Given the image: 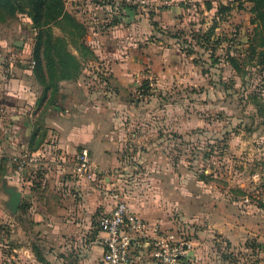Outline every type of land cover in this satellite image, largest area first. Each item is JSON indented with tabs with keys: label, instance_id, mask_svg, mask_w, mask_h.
Segmentation results:
<instances>
[{
	"label": "rangeland",
	"instance_id": "374dc122",
	"mask_svg": "<svg viewBox=\"0 0 264 264\" xmlns=\"http://www.w3.org/2000/svg\"><path fill=\"white\" fill-rule=\"evenodd\" d=\"M187 5L167 47L150 50L155 58L132 71L123 89L120 157L107 175L135 214L183 229L193 243L192 258L183 264H264V64L261 49L254 50L259 23L247 0ZM29 27L26 14L0 20L3 73L33 72L26 63L33 60L36 34ZM51 28L55 37L71 40ZM138 71L144 75L139 83ZM12 141L0 128V264H85L82 246L93 247L98 219L107 212L96 213L76 246L73 236H49L30 215L24 219L22 205L13 214L3 190L4 184L21 189L12 161L19 145L9 150Z\"/></svg>",
	"mask_w": 264,
	"mask_h": 264
},
{
	"label": "crops",
	"instance_id": "0c3cea01",
	"mask_svg": "<svg viewBox=\"0 0 264 264\" xmlns=\"http://www.w3.org/2000/svg\"><path fill=\"white\" fill-rule=\"evenodd\" d=\"M64 1L65 10L84 25L83 40L91 57L81 58L76 51L82 64L80 74L74 80L60 81L54 100L32 71L17 77L13 72L3 73L0 67V128L9 130L15 140L9 150H16L18 143V153L28 150L35 157L27 168L15 173L21 182L23 218L30 215L49 236H73L76 246V238L93 228L96 213L109 212L112 207L103 191L112 189L107 167L113 168L120 157L122 141L117 132L121 117L117 111L127 106L123 89L128 87L132 71L143 66L145 59L155 58L150 50L167 47L169 31L190 10L187 3L198 0H176L179 4L173 2L177 6L171 7L161 6V0H150L149 6L128 5L125 0ZM9 65L11 69L12 63ZM31 83L38 92L34 93ZM83 148L95 167L94 182L73 176L75 154ZM90 246H82L89 249L84 262L99 264L102 250ZM94 253L100 256L97 263ZM132 259L134 264L149 261L138 248L132 251Z\"/></svg>",
	"mask_w": 264,
	"mask_h": 264
},
{
	"label": "built area",
	"instance_id": "2783aa9c",
	"mask_svg": "<svg viewBox=\"0 0 264 264\" xmlns=\"http://www.w3.org/2000/svg\"><path fill=\"white\" fill-rule=\"evenodd\" d=\"M125 2L134 6L150 5V0ZM160 5L171 7L174 4L172 0H161ZM28 65L33 68L35 62L30 60ZM143 76L137 75L136 82L139 83V77ZM12 161L17 171L22 172L28 164L35 161V157L25 150L12 156ZM73 176L79 181H96L95 167L85 148L75 154ZM103 193L110 198L112 207L97 222L98 235L93 245L102 250L99 264H134L132 251L136 248L142 256L149 259L146 264H183L192 258L193 243L183 229L176 230L172 225L141 218L130 210L115 190L104 189Z\"/></svg>",
	"mask_w": 264,
	"mask_h": 264
},
{
	"label": "trees",
	"instance_id": "16d2710c",
	"mask_svg": "<svg viewBox=\"0 0 264 264\" xmlns=\"http://www.w3.org/2000/svg\"><path fill=\"white\" fill-rule=\"evenodd\" d=\"M247 1L253 4L254 20L259 23L254 50L261 49L258 55L262 57L264 64V0ZM19 13L26 14L31 19L30 28L36 32L31 54V59L35 62L32 73L38 84L43 86L45 93L50 91L54 100L59 82L76 79L82 68L81 61L70 48L77 51L81 58L91 57V52L83 40L84 25L65 10L64 0H0V20ZM52 26L58 27L71 40L67 42L63 38L55 37ZM2 170L0 166V176L4 174Z\"/></svg>",
	"mask_w": 264,
	"mask_h": 264
},
{
	"label": "water",
	"instance_id": "95a60500",
	"mask_svg": "<svg viewBox=\"0 0 264 264\" xmlns=\"http://www.w3.org/2000/svg\"><path fill=\"white\" fill-rule=\"evenodd\" d=\"M15 46L21 47L22 42L20 44L14 43ZM3 190L8 194V208L13 213L19 209L20 200H21V193L20 191L16 190L14 187H7L6 184L3 185Z\"/></svg>",
	"mask_w": 264,
	"mask_h": 264
}]
</instances>
